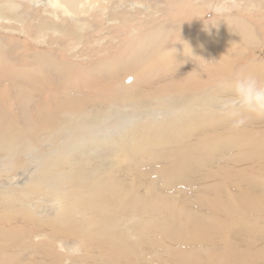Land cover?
I'll return each instance as SVG.
<instances>
[{
  "label": "rangeland",
  "instance_id": "374dc122",
  "mask_svg": "<svg viewBox=\"0 0 264 264\" xmlns=\"http://www.w3.org/2000/svg\"><path fill=\"white\" fill-rule=\"evenodd\" d=\"M48 1L49 0H38V3H37V0L36 1L35 0H24V1L23 0H17V1L16 0L15 1L14 0L13 1L12 0L11 1L10 0H1V2H0V15H1L0 16V42H1V40H3L4 42H8V44L5 43V45H7V46L9 45V47L10 46L15 47V45H17V46L20 45V50L22 49L21 51H23L22 52L23 53L22 57L24 58L23 60L31 61V58L30 57L28 58L25 55L42 54L43 56H47V55L51 56L50 54H52L54 57L57 58L58 61L60 60V62L64 63V65L72 63L73 65L77 66V68L82 73L86 69H87V71H85V73H87L90 69H95L97 67L103 66V69L106 71L104 74H103V72H100V76H98L97 78H93L91 75L86 74L84 81L89 82V83H92L94 79H101L103 81H107L106 79H109L107 77H109L111 75V73H109V71H111L113 68L112 69L109 68V70H107L108 67H106V66H108L110 64L111 65L114 64V63H110V62H112L114 59L122 57L123 55H124V60H129V56H128L129 54L128 53L130 52V50L132 48L130 46L132 39L134 37H139L140 34H143L144 30H146L147 27L150 29L151 25L155 24L157 21H159V19H161V16H162V18L164 17L165 19H167V20H165L164 18H163V20L161 19L162 22H165V21L173 22L175 20L177 21V20L183 19V20H187V21H185L186 23L191 22V23H194L196 25H201V27H203L205 24H207L209 22H211V23L214 22L213 23L214 25H218V24H220L221 21H223L222 24H224L225 21H231V20L234 21L236 19L246 20L248 22V25L250 24V26H252L249 29L252 31V34L254 33L253 34L254 38L257 37L254 39L253 42H256V41L257 42H256V45H253V43H252L251 47H250V44H248V42H247L248 37L244 38V37H242L241 34L237 35V30H235L234 27L228 26V27H222L221 29H218L216 27L215 29H217V30L210 32L208 35V38H213L214 40H219L220 38L226 39V37H227V38H231L232 42L227 43V42H223L222 40H220L218 42V44H216V45H209L208 43H206L205 46H202L200 44H202L201 41L204 39V37L202 35H200V38L195 42L197 45L198 44L200 45V48L196 46L198 52H197V55L195 58L191 52H185V51L177 54L178 56L177 55H175L173 57L170 56V58L168 57L170 60L168 58L165 60V63L167 65H166V67H164V69H162V71L160 73L169 72V69L174 70L173 68L176 67L175 68L176 70L179 68L177 70V71H180L179 75L180 76L183 75V78H184L190 74L188 69L193 64L197 65L196 72H198V73L199 72L208 73V71L206 69H210V70L214 71V69H216V67H218L220 64H226V63H231L236 72L238 69H243L244 71H246L247 67L250 65H255L258 67H264V62H263L264 61V0H261V2H260V0H223L225 6L229 9V11L223 15H216V14L210 15L209 4L212 2V0H176L175 3H172L173 1H171V0L170 1L169 0H163V1L155 0L154 2L152 0H151L152 2H147V1H143V0H140V1L139 0H129V1L128 0H126V1L125 0H116V1H118L117 2L118 4H114V3H116L115 0H111V1L110 0H78L76 2L75 6L72 8V11L76 10L77 13H74L70 10V8L65 7L66 6L65 3H63L65 0H63V1L62 0H55V3H54V0H52V2H51V0L49 2ZM180 1H181L182 5L180 4ZM119 2H120V4H119ZM156 2H158V3H156ZM164 2L165 3L170 2V3L165 4ZM2 3H5V4L15 3L16 4L14 7V13H15L14 17H10L8 19V18H6L7 16H5L4 14L1 13V11H2L1 4ZM183 3H185V4H183ZM18 4H19V6L24 4L23 5L24 7L22 6L23 8L20 9ZM25 4H26V7H25ZM150 4H152L153 6L155 5L156 7H158V9H163L162 10L163 12L162 11H160L161 13H159V11H158V13L154 12L153 8L151 7ZM61 5H63V6H61ZM112 5L113 6L115 5V7H113ZM180 5H181V8H180ZM171 7H173V8L171 9ZM58 8H60V9H58ZM74 8H75V10H74ZM142 11H144V12L142 13ZM163 13H165V14H163ZM187 13L190 15H188ZM18 14H19V16H17ZM59 14H61V15H59ZM150 15H152V17ZM50 16H52V17H50ZM189 16H190V18L188 19L187 17H189ZM149 17L152 19V21H154V20H156V21H154L153 24H150V23L148 24L147 21L149 20ZM176 17H177V19H176ZM181 17H183V18H181ZM24 18H25V21L23 20ZM62 18H64V20H62ZM120 18H122V20ZM79 19H81V20H79ZM172 19H174V20H172ZM129 20H131V22ZM183 20H181V21H183ZM62 22L64 23V25L66 24V26H64ZM2 23H3V25H2ZM55 23H56V25H55ZM5 24H7L6 27L4 26ZM54 26H56V27H54ZM8 27H10L11 29ZM15 27L17 29H15ZM72 27H74V29ZM3 28H5V30ZM64 28H66V30ZM8 29H10V30H8ZM67 30H70V31H67ZM90 31H91V33H90ZM130 32H131V34H130ZM78 33L80 35H78ZM64 34H65V36H64ZM165 35H168L169 38L167 36H164L165 41L162 45L164 48L170 49V45H169L170 42H168V40L169 41L171 40V42H173V40H174V39H172L173 36L171 35V37H172L171 38L169 36V34L166 33ZM15 38L17 40H15ZM18 38H20V39H18ZM12 39H14L15 41ZM235 39H236V41H234ZM238 40H240V42ZM226 41H227V39H226ZM233 42H234V44H233ZM167 43H169V44H167ZM237 43H238V46H240V47L236 46ZM259 43L263 44L262 49H260L261 45H258L259 47L257 46V44H259ZM233 45H235V46H233ZM220 47H222L223 50ZM228 47H230L231 49L236 48V49H238V52L244 53L243 58L245 60L243 62H241V65L239 62L240 68H238L236 66L234 60L231 57H229L223 53V51L227 50ZM248 47L250 48V50H248L249 49ZM127 48H129V49H127ZM201 48H203V49L201 50ZM15 53H14L15 55L14 54H11V55H14L16 57V58H14V60H17L20 57V55L18 54V51ZM8 57H10V56H7V55L5 56V58H8ZM177 58H178V60H176ZM243 58H241V59H243ZM179 59H181V60H179ZM106 60H107V62H106ZM171 61H172V63L174 61H176V62H174V65H173L171 63ZM257 61H259L260 63L258 64ZM19 63L22 64L21 61L17 62V61L12 60L11 62L8 63V66H7V62H6V64H4L2 72L8 73L9 70H11V69L13 70L15 67H17L19 65ZM169 63H170V65H169ZM178 64H179V66H178ZM199 64L201 66H199ZM95 65H96V67H95ZM82 66H83V68H82ZM168 66H170V68H167ZM42 68H43V70L41 69L40 64H35L34 66H32L31 67L32 72L30 70H27L29 73H31V75H28V73L26 72L22 77V80L24 79L25 81H20L18 79L17 81H19V82H17V81L14 82V79L12 77L10 78L9 81H7V80L2 81V79L0 78V80H1L0 81V87H2V85H4L6 83L4 85L5 87L3 86L2 87L3 89H0V91H2L3 94H5L6 98H7L8 96H10L13 93V90H14L13 88H16L15 90H18V92H16L15 95L14 94H12V95L13 96H18V95L22 96L23 95L24 96L23 98L27 97L26 99H23V100L25 101V107L27 109H29V111L33 110V108L38 107V104L40 103V101L44 100L42 92H45L46 89H51V90H55V92L57 93V94L54 93V94H56V95H54L55 97L60 98V100H64L66 98L65 100H68L74 106L76 105L79 108L84 107V106H86L85 104L87 101L91 105L96 106V107H94V111L95 112L97 111L96 112L97 114L105 115L106 113H109V111L104 108L103 104L98 100L97 97L96 98L94 97L93 99L87 100V97L84 95L86 93L83 90H81L80 87H77V88L74 87L73 88L72 85L67 84L65 79L63 82V78H72V77H70V76L61 77L60 76L61 74L58 73L60 70H58L56 67L55 68L51 67V69H49V67L44 66ZM181 69H182V72H181ZM50 70L52 72H50ZM186 70H188V71H186ZM11 71H9V72H11ZM172 72L173 71H170V73H172ZM154 74H155V72L151 73L150 82L156 80L157 77L154 78V76L156 75V74L155 75ZM208 74H210V73H208ZM246 74H250V73H246ZM230 75L233 76L234 78L239 77V75H237V74L236 75L230 74ZM210 76H211V78H213V74H211ZM118 77L120 78L118 81V88H120V90L131 86L135 81L134 76L131 74H129V75L128 74H120V75H118ZM29 79L35 80V81L34 82H27V84H26L25 82L28 81ZM132 79H133V82L128 85V83H130ZM57 80H59L60 83ZM128 80L130 82H128ZM1 82H2V84H1ZM86 82L84 83L85 86H83V85L82 86L89 90V86ZM209 82L210 83H208L206 86H208V85L211 86L214 84V86L216 85V86H218V88L217 87L213 88V89H216L213 91H217L218 89H220L223 86L224 78H221V79L219 78L214 83H212V81H209ZM160 83H161V81H159L156 84L151 83L150 89L154 88L157 84H160ZM7 84L13 85L12 86L13 88L10 90L12 92L11 94L8 93V90L6 88ZM35 84H36V86H35ZM60 85L63 87H61ZM66 86H69V87H66ZM75 86H77V85H75ZM119 86H121V87H119ZM32 87L34 90L32 89ZM64 95H66V96L64 97ZM31 96H33L34 99H30ZM129 98H134V96H129ZM161 100H166V96L163 97ZM6 102H7V100H6ZM217 102H218V100H212L211 101V99H209L207 97L200 100V98L198 96H196L195 100L193 98L192 103L182 110V114L178 110L174 113L175 109L171 110V107L169 104L166 106V108L155 109V108L149 107L148 109H143L141 114H139V116H135V117H130L127 112L125 113V111H121L120 113H118L119 115L117 114V116L115 117V118H120L121 116H123L122 117L123 120L121 122V125L118 128H112L111 130H106V132H107L106 133L105 129L101 128L102 125L99 124L100 126L98 125V126L93 128L94 130L93 129L91 130V131H94V133L88 132V133L84 134L83 138H85V140H93V141H96V143L91 144V146L90 145L86 146V148L84 147L85 149L81 148V150L83 149L82 154L84 153V155H86L85 153H87V155L85 157H81V159L87 163L86 164L84 162L78 163L76 165V167L82 165V167L85 168L86 166H88L87 167L88 168L87 169L88 174L90 173V170L94 169V168H95V170L99 171L102 164H104V166H106V167H109L108 169H109L110 173L113 175L112 176L113 180L107 181V183L110 182V185H109L110 190L111 189L115 190L117 188L115 191V194L119 195L118 200H120V203L122 204L121 210H124V212L126 213L124 216L123 214H120V212H118L117 213V220L112 219L110 221H106V222L102 221L100 223L101 230H102V228L104 230L101 232V240H102L101 245L103 244L102 247L104 250H106V249L109 250L110 241H109V238L107 237V235L110 237V234L113 233L112 234L114 237L113 239H115V238L117 239L118 237H121V235H123V239H121V240H123V242L125 244L127 243V244L132 246V249H129L130 251L127 252V254H136L137 253L141 257H148L147 258L148 261H151L152 259H154V257H162V261L160 262V264H165V263H167V264L168 263L169 264H176V263L177 264H184L183 262H189L188 264H201V262H203L205 260H199L198 257H206V254H223V253H226V250L228 253H230V251L232 249H233V253L234 252H238V253L243 252L244 253L245 251L255 252L256 250H259V246L261 247L263 245L264 238L260 235L259 231H257L259 222L255 221L254 219H248L245 222V225H248L249 227H251V230L249 232L239 231V229L241 228L240 226H234V227H231L230 229H228V233L232 234L230 236L231 242L228 245L229 247L228 246H220V244H217L216 242L214 244V241L206 240V243L200 242L198 245H196V247H197L196 248L195 245L192 243L194 241L193 236H189V235H188V241H186V240H184V242L182 240L176 241L174 237H169V235L174 234V232H167L166 231L169 228V226H171L169 224L170 213L168 212V210H164L165 212L162 209H160L159 211H157V210L145 211L143 209L145 201H140V198L146 199V195H148L147 199H150V198L159 199L161 197L160 198L161 201H164L166 198L170 197L171 195L172 196L175 195L174 196L175 198L181 200L180 204L182 206H184V208H190L191 211L194 213V215H196V214L201 215L204 213L211 212L210 209L208 208V206L204 207V205H207V204L211 205L214 203L225 202V198L229 202L230 197L227 195L228 191H231L233 193L234 192L244 193V192H241L242 189H244L243 191L247 190L246 191L247 193H250V194L254 193L251 195H254V196L259 197L262 200H264V193L262 192V195H261V191H264V183L258 182V181L255 182V180H253L254 182L251 181L252 184L249 183V185H248L246 183V185H244L245 183L240 180L242 178V176L248 172V170H250L249 173L253 170L251 173L252 175H254V174L258 175V174H262L264 172V165H263L264 164V162H263L264 161V157H263L264 154L259 155V156L254 155L255 158L253 156V157H248L246 159H243V152L246 153V151L248 149H252L253 152L256 151V145H252L249 142L241 143L240 140H237V144L233 145L232 147H227L228 142H226V141H220V142L218 141L214 148H210L209 146L205 145L204 148L200 150V152L197 156L198 158L201 157V159L203 160L202 164L200 163V165H198V163H193L194 165L192 164V166L190 168H187L185 170L180 168L181 169L180 172L177 171L179 173H177V172L175 173L176 165L178 164L177 162H175V158H176V154L178 152V149L180 148V146L182 144H184V143L186 144V142L188 143V140L185 139L184 136H189V134L187 132H189V129L190 130L193 129V126H191V125L187 126L186 124L189 123V121L193 123L194 118L198 117V116H202L203 118L200 117L201 120L205 121L206 120V117L204 115L205 111L209 112V113L210 112L211 113H215V112L219 113L217 111V108H218ZM15 103H16V101H12L10 104V106H12V110L8 109L9 110L8 112L14 116V118H13V116L11 115V118H13L12 120H18V119H15L16 118L15 112L17 110ZM99 104H100V106H99ZM198 105L200 108L198 107ZM194 106H195V108H194ZM214 106H215V108H214ZM13 107H16V108L14 109ZM208 108H210L211 111ZM19 110H17V111H19ZM11 111H13V112H11ZM103 111H105V112H103ZM32 115H33V112H32ZM150 115H151V117H149ZM219 116L220 117L217 118V121L220 122V126L219 127L214 126V127L206 128L205 130H203L199 136L201 138V140H206L205 135L208 132L209 133H215V132L223 133V132H226L227 129H228V131L230 130V131H233L235 133L238 132L239 128L234 127L233 126L234 123H231V121L230 122L228 121L230 119V117L225 118V116L220 115V114H219ZM259 117L264 118V116H259ZM33 118H36V116L33 115ZM222 118L224 119L225 122L223 121ZM131 120H133V122H131ZM178 122L185 124L183 129H178ZM205 122L208 124L211 123V121H208V122L205 121ZM165 124H168V126L173 124L172 129H170V128H167L166 130L163 129V130H161L163 132H160L159 130H157L158 126L165 125ZM248 126H249V128H248ZM245 127H247V128H245ZM250 128H252V129H250ZM221 129L223 130V132ZM241 129L242 130L246 129V130H248V132L252 136L254 135V137H258V138L261 137V139L264 140V138H263L264 136H262V135H264V123H258L256 121H251V122L246 121V123H244V125L241 126ZM110 131H111V133H110ZM169 131H173L171 136L167 135V132H169ZM260 131H262V132H260ZM95 133H96V135H95ZM172 137H173V139H172ZM134 139H136V142H138V143H144L143 145H141V148L145 146L147 148V151L146 152L143 151L144 153L138 152L136 155H134L135 157L133 156V160H131V159L127 160V158H125V151L130 150L132 141ZM253 139L250 138V141ZM38 140H40L39 137H38ZM115 140L117 141V143L114 142ZM108 141H109V143H108ZM149 141H151L150 145H149L150 147L146 145L147 142H149ZM110 142H112V145ZM119 142L123 145L121 146V144ZM179 142H181V143H179ZM123 146H124V148H123ZM241 146H242V148H241ZM44 147L47 148V146H44ZM148 147H149V149H148ZM236 147H238V148H236ZM87 148H89L88 149L89 152H88ZM120 148H123V149L121 150ZM146 148H143V149H146ZM116 150L119 152H117ZM104 151H106V152H104ZM209 151H210V153H209ZM232 151H233V153H232ZM153 152L155 153V155L152 154ZM103 153H104V155H103ZM223 153H225V154H223ZM141 154H143V156ZM112 155H118V157L116 156V158H115ZM25 156H28V154ZM173 157H175V158L173 159ZM234 157H235V159H234ZM121 158L122 159L124 158V159L122 160ZM92 159L95 161H93ZM125 159H126L125 163L121 162V161H124ZM236 159H238V160H236ZM248 159L250 161V164H249ZM78 160H80V158H78ZM261 160H263V161H261ZM98 161H100V162H98ZM213 161H215V163ZM100 163H102V164H100ZM254 163H256L258 166ZM260 163H262V164H260ZM97 164H98V166H100V168L98 166H96ZM196 164L198 166L196 168L199 169V171L194 168L196 166ZM203 164H204V167H203ZM235 164H237V165H235ZM252 164H254V165H252ZM92 165H93V167H92ZM212 165H214V166H212ZM251 165H252V167H250ZM137 166L139 167V169L137 168ZM205 166H206V168H205ZM140 167H142V168H140ZM208 167H209V169H208ZM244 167H247V168L244 169ZM253 167H254V169H253ZM19 168H21L20 171L12 172L11 174H9V176H7L5 178L1 177L2 173L0 172V191H3V190L10 188L12 186L18 187L20 185L19 188L20 187L25 188V187L31 186L29 183H30V180L32 179V176L34 175L35 169L26 168L24 163H22V165H20V167L16 168V170H19ZM97 168H99V169H97ZM131 168H132V170H131ZM191 168H192V171H191ZM240 168L243 170L241 171ZM258 168H259V170H258ZM169 169H171V170H169ZM194 169L198 171V174L196 173L197 171H195ZM104 170H106V169H103L102 171H104ZM144 170H145V172H144ZM200 170H201V172H200ZM213 171H216V172H213ZM181 172L183 175H181ZM225 172H226V175L228 177L225 175ZM233 172H234V174H232ZM241 172H242V174H241ZM169 173L170 174L173 173L172 176H170ZM211 173H215V174H211ZM235 173H236V175H235ZM114 175H116V176L114 177ZM188 175H190V176H188ZM210 175L212 177H210ZM229 175H230V177H229ZM191 176L194 179L190 178L191 179L190 180L189 177H191ZM213 176H215L216 178L218 177V178L216 179ZM91 177H92V180L95 179L94 176H91ZM161 177L163 178V180L161 179ZM164 177L166 179H164ZM225 177H226V179H225ZM238 177H240V178H238ZM118 178H119V180H118ZM198 179H200V180H198ZM244 179H245V177H243V180ZM177 181L180 182V185L177 184ZM183 181H185V182H183ZM24 182H26V183H24ZM114 182H117V183L115 184ZM118 182H122L124 184L119 185ZM167 182H169V183H167ZM237 184H238V186H237ZM113 185H115V186H113ZM260 186H262V187L260 188ZM241 187H243V188L241 189ZM245 187L246 188L248 187V189H246ZM2 188H4V189H2ZM125 188L127 190H125ZM223 189L226 190L227 192L226 191L224 192ZM157 195H158V197H157ZM53 196H51V195L47 196L46 194L45 195L41 194V195H38V196L32 198L29 201V202L34 204L38 200V211L42 212V214H41L43 216L42 220L44 219V217H45V219L50 218L53 220V219H55V216L57 217V216L63 214L62 212H63V210H65L64 208H66L67 202L63 203L61 206V204H60L61 201H60L59 197H56V196L53 197ZM218 197H220V199ZM50 198H51V201L46 202L47 200H50ZM134 198H135V200H134ZM34 199H36V200H34ZM135 201H137L138 203ZM17 202H19V201L16 200L15 203H17ZM101 202H102V204L99 208V212H101L100 214L103 213V215H101V218H102V217H105V215L107 214V211H104V212L102 211V210H104V208H106V204H105L106 201H101ZM132 202H134V203H132ZM75 203H77V205H79V207ZM82 203H83V201L74 202L73 200H71L70 203L67 204L68 207L71 206L70 208L74 209V211H75L74 217L76 215L75 219L78 220V222H80V225H79L80 227H82V223L84 222L83 220L85 218V214L89 215V213H90L89 211H90L91 206H93V208H94V204L93 205L88 204L87 206L89 207V205H90V207H89V210H86L85 208L81 207V206H84V205H82ZM107 203H109V202L107 201ZM135 203H136V205H135ZM193 203H195V204H193ZM197 203H199V204H197ZM181 205H180V207H181ZM201 205L203 208L201 207ZM11 206L12 205L10 204V205H5L4 207L10 208ZM19 206H20V204H15L13 206V208H11V210L18 208ZM80 207H81V211H80ZM46 209L49 212H47ZM253 209L254 208H252L251 210L253 212L255 211L254 213H257L259 211L264 212V207H259V209L257 208V210H256V207L254 210ZM76 210H77V212H76ZM41 212H39V213H41ZM49 214H52V215H49ZM82 214H84V215H82ZM24 217L29 218V217H27V215H23V216H21V218H20V216H17V218H16L17 220H14V222L9 221V223L6 224L5 226L8 228H10V227L15 228L16 227V228L21 229V231L24 230L23 236H25L26 241L27 240L28 241L33 240V242H35V243L38 242V243H41L43 245H47L48 243L51 244V242H52V243H55L56 246H58L57 247L58 249H60L61 246H64L67 243H68L67 246L68 245H70L72 247H73V245L79 246L80 247L79 250H76V252L72 251V253L67 255V258H65L66 260L64 259L63 264H84L85 261H87V260L80 261L82 259V257L85 254H87V253H85V247L83 245L82 239H79V237H76V236H73V238H72V236H63V235H60V236L58 235L55 237V235L52 232V229L50 227H48L49 225L46 227L43 225H39V223H36L35 218H34L33 223L31 224L30 222H28V219L26 221L23 220L22 218H24ZM39 217H40V215H38V219H39ZM92 222H94V220H92ZM22 223H23V225H22ZM145 223L149 227H147L145 225ZM142 225L147 227L149 230L146 232L143 228H141ZM115 226H117V227H115ZM107 227H109V228H107ZM112 227H113V229H112ZM75 228H77V230L79 229L78 227H75ZM27 230L29 233H27ZM235 231H236V234H234ZM80 233L83 234L82 230L80 231ZM107 233H110V234H107ZM233 234H234V236H233ZM21 236H20V239H23V237L21 238ZM40 236H43L46 239L40 238ZM200 237H201V239H206V238H209V234H205V233L202 234L201 233ZM170 238L172 240H170ZM191 239H193V241H191ZM41 240H43V242ZM64 241L66 242L65 244H64ZM84 241H85V239H84ZM168 241H169V244H168ZM7 242H8V240L3 241V243H5V245L9 246V248H11L12 250H9L7 252V254L4 251L0 250V264H31L32 261H33L32 262L33 264H38V263H41L42 260L45 261V256H42V254H39L37 245H32V243H30V244L24 243L25 245L22 243L23 244L22 245L21 240H19V238L14 240L13 243L16 244L15 246H12V244L10 242H8V244H7ZM91 243L92 242H89L90 245H91ZM131 246H130V248H131ZM176 246H178V247H176ZM23 248H25V249H23ZM172 248H173V250H172ZM177 248H180L179 251ZM201 248L202 249L204 248V249L202 250ZM210 248H211V250H210ZM198 249H200V250H198ZM243 249H245V250H243ZM16 250H18V251H16ZM220 250H222V251L220 252ZM80 251H81V253H80ZM194 253H196V254H194ZM127 254H125V255H127ZM181 254H184V255H181ZM168 255H169L170 259L168 258ZM32 257H33V259H32ZM175 257H179L180 260L178 261V259L177 260L173 259ZM187 257H188V259H187ZM192 257L195 258L196 261L192 260ZM126 258L123 260V264L125 262H126L125 264H132L133 263V261H134L133 256L132 257L127 256ZM77 260H78V262H77ZM26 261H29V262H26ZM38 261H41V262H38ZM163 261H165V263ZM206 263H207V261H206Z\"/></svg>",
  "mask_w": 264,
  "mask_h": 264
},
{
  "label": "bare ground",
  "instance_id": "6f19581e",
  "mask_svg": "<svg viewBox=\"0 0 264 264\" xmlns=\"http://www.w3.org/2000/svg\"><path fill=\"white\" fill-rule=\"evenodd\" d=\"M77 1L78 0H65L63 3H65V5H66L65 7L70 8V10L72 11V8L75 6ZM143 1H147V2L153 1L154 2L155 0H152V1L151 0H143ZM161 1H163V0H161ZM171 1H173L172 3L176 2V0H171ZM0 2H1V0H0ZM51 2H52V0H51ZM115 2L116 3H114V4H118L117 3L118 1L115 0ZM260 2H261V0H260ZM37 3H38V0H37ZM54 3H55V0H54ZM156 3H158V2H156ZM166 3H170V2H166ZM119 4H120V2H119ZM180 4L182 5L181 1H180ZM183 4H185V3H183ZM15 5H16L15 3H10V4L2 3L1 4V6H2L1 13L4 14L5 16H7L6 18H8V19L10 17H14L15 16V13H14ZM23 5L19 6V4H18L20 9H22L24 7ZM150 5L153 8L154 12L158 13V11H159V13H161L160 11L163 10V9H158V7H156L155 5L154 6L152 4H150ZM181 5H180V8H181ZM61 6H63V5H61ZM25 7H26V4H25ZM113 7H115V5ZM75 8H74V10H75ZM172 8L173 7H171V9ZM58 9H60V8H58ZM72 12L77 13L76 10L72 11ZM143 12L144 11H142V13ZM165 13H163V14H165ZM19 14L17 16H19ZM59 15H61V14H59ZM188 15H190V14H188ZM150 16L152 17V15H150ZM50 17H52V16H50ZM163 18L161 16L162 20H163ZM181 18H183V17H181ZM187 18L189 19L190 16ZM120 19L122 20V18H120ZM150 19L151 18L149 17V20L148 19H147L148 21L146 20L148 24L149 23L153 24L154 21H156L154 19H153L154 21H152V19L151 20ZM161 19H159V21H157L155 24L151 25L150 29L147 27L146 30H144V33L140 34L139 37H134L132 39V41L130 43V46L132 48H131L130 52L128 53L129 54L128 55L129 60H124V55H123L122 57L114 59L112 62H110V63H114V64H112V65L110 64V65L106 66V67H108V69L106 68L107 70H109V68L110 69L113 68L111 71H109V73H111V75L109 77H107V78H109V79H106L107 81H103L101 79H94L92 83L84 81L86 74L91 75L93 78H97L98 76H100V72H103V74H104L106 71L103 69L102 65H101L102 67L90 69L87 73H85V71H87V69L85 68L86 70L83 71V73H82L77 68V66L73 65L72 63L64 65V63L60 62V60L58 61L57 58L54 57L50 53L49 54L51 56H49L47 54H46L47 56H43L42 54L25 55L28 58L30 57L31 61L23 60L24 59L22 57L23 51H21L22 49L20 50V45L19 46L15 45V47H11V46L9 47V45L8 46L5 45V43L8 44V42H4L3 40H1V42H0V78L2 79V81H4V80L9 81L11 77L14 79V82L17 81L18 79L20 81H25L24 79L22 80L23 75L26 72L28 73V75H31V73H29L27 70L31 71V67L34 66L35 64H40V67L42 70H43L42 67H44V66L49 67V69H51V67H54V68L56 67L58 70H60L58 73L61 74L60 75L61 77H68V76L72 77V78H63V82L65 79L67 84L72 85L73 88L74 87H76V88L80 87L81 90H83L86 93L84 95L87 97V100L93 99L94 97L95 98L97 97L98 100L103 104L104 108L109 111V113H106V114L104 113L105 115L97 114L96 113L97 111L96 112L94 111V107H96V106L91 105L87 101L85 104L86 106L81 107L82 109L76 105H75L76 106L75 107L68 100H65L66 98L64 100H60V98L55 97L54 95H56L57 93L55 92V90H51V89H46L45 92H42L43 97H44V100H42L43 102L40 101V103L38 104V107L33 108V110L29 111V109H27L25 107V101L23 100V99H26L27 97L23 98L24 97L23 95L22 96H19V95L13 96L12 95V94L15 95L16 92H18V90H15L16 88L12 87L13 85H8V84L6 85L7 86L6 88H7L9 94L12 93L10 91L12 88L15 90V91L13 90V93L10 96H8L7 98H6V95L3 94L2 91H0V172L2 173L1 177L5 178V177L9 176V174H11L12 172L20 171L21 168H19V170H16V168L20 167V165H22V163H24L25 167L28 169L29 168L35 169L34 175L32 176V179L30 180V183H29L31 185L30 187H25V188L20 187L19 188V186H20L19 185L18 187L12 186V187L7 188L3 191H0V250L4 251L7 254V252L9 250H12V249L9 248V246L5 245V243H3V241L8 240V242H10L12 244V246H15L16 244L13 242L17 238H19V240H21V244L22 243L23 244L24 243H27V244L32 243V245H37L39 254H42V256H45V261L42 260V262L41 261H38V262H41L42 264H59V263L63 264V261L65 258H67L68 254L72 253V251L76 252V250L80 249V247L77 245H73V247L70 245L67 246L68 243L65 244L66 243L65 241H64V244L66 246L65 245L61 246L60 249H58L57 248L58 246H56V244L52 243V242H51V244L47 242L48 243L47 245H43V244L38 243V242L35 243V242H33V240L32 241H28V240L26 241L25 236H23L24 230L21 231V229L16 228V227L15 228H11V227L8 228L5 226L6 224L9 223V221L14 222V220H17L16 219L17 216H20V218H21V216L27 215V217H29V218L24 217L22 219L25 221L28 219V222H30L32 224L34 221V218H35L36 223H39V225H43L45 227L49 225L48 227H50L52 229V232L55 235V237L58 235L59 236L63 235V236H72V238H73V236H76V237H79V239H82L83 245L85 247V253H87L80 260V261L87 260V261H85L84 264H123V260L127 256L128 257L133 256L134 261L132 264H160V262L162 261V257H154V259H152L151 261H148L147 260L148 257H141L137 253L136 254H127V252L130 251L129 249H132V246L127 244V243L125 244L123 242V240H121V239H123V235H121V237H118L117 239L116 238L113 239L114 238L112 235L113 233L112 234L107 233V234H110V237L107 235V237L109 238V241H110V243H109L110 248H109V250L103 249V247H102L103 244L101 245V242H102L101 232L104 230H103V228L101 230L100 223L102 221L106 222V221H110L112 219L117 220V213L118 212H120V214H123L124 216L126 213L124 212V210H121L122 204L120 203V200H118L119 195L115 194V191L117 188L115 190H113V189L110 190V186H109L110 182L107 183V181L113 180L112 179L113 175L110 173V171L108 169L109 167H106V166H104V164L100 163V164H102L101 168H100V166H98V164H97L96 166H98L100 168V170L97 171V170H95V168L91 169L89 174L87 173V169H88L87 167L88 166H86L85 168H83L82 165L76 167V165L78 163H82V162H84L85 164L87 163L81 159V157H85L87 155V153H85L86 155H84V153L82 154L83 149H85L86 146H89V145L91 146V144L96 143V141H93V140H85V138H83L84 134L88 133V132L94 133V131H91V130L94 127L98 126L99 124L102 125L101 128L105 129V132H106V130H111L112 128H118L121 125V122L123 120L122 119L123 116H121L120 118H115V117L121 111H125V113L127 112L130 117H135V116H139V114H141L143 109H148L149 107H152L155 109L166 108V106L169 104L171 107V110L175 109L174 113L178 110L182 114V110L184 108H186L187 106H189L192 103L193 98L195 100L196 96H198L200 98V100H202L205 97L211 99V101L212 100H220L221 98L226 97L230 94L229 89L226 87V85L236 79L233 76H231L230 74H232V75L237 74V75L241 76L243 74L250 73V74H255L260 79H264V67H258L255 65H250L247 67L246 71H244L243 69H238L236 72L231 63L220 64L218 67H216V69H214V71L210 70V69H206L208 71V73H210V74L205 73V72L204 73L203 72H199V73L196 72L197 65L193 64L188 69L190 74L184 78H183V75L182 76L179 75L180 71H177L179 68L176 70L175 69L176 67L173 68L174 70L169 69V72L160 73L162 71V69H164V67H166V65H167L165 63V60L168 57L170 58V56L173 57V56L185 51V52H191L195 58L197 55V52H198L197 47L200 48V45L205 46L206 43H208L209 45H216V44H218V42L220 40H222L223 42H227V43L232 42L231 38H227V37H226L227 41L225 38H220L219 40H214L213 38H208V35L210 32L217 30V29H215L216 27L218 29H221L222 27H228V26L234 27V29L237 30V35L241 34L242 37H244V38L248 37L247 42H248V44H250V47H251L252 43H253V45H256V42H257V41L253 42L254 39L257 37L254 38V35H253L254 33L252 34V31L249 29L252 26H250V24L248 25V22L246 20L236 19L234 21H232V20L231 21H225L224 24H222L223 21H221L220 24H218L216 26H212L211 24H209V25H207V28H206L205 25L203 27H201V25H196V24L191 23V22L186 23L185 21H187V20H183V19H180L177 21L175 20L173 22H168V21L162 22ZM176 19H177V17H176ZM23 20L25 21V18ZM62 20H64V18H62ZM79 20H81V19H79ZM165 20H167V19H165ZM172 20H174V19H172ZM181 20H183V21H181ZM129 21L131 22V20H129ZM3 23H2V25H3ZM6 25L7 24H5L4 26L6 27ZM55 25H56V23H55ZM63 25H64V23H63ZM64 26H66V24ZM54 27H56V26H54ZM8 28H10V27H8ZM66 28H64V29L66 30ZM72 28L74 29V27H72ZM3 29L5 30V28H3ZM10 29H8V30H10ZM15 29H17V28L15 27ZM67 31H70V30H67ZM90 33H91V31H90ZM166 33L169 34L170 37L172 35L173 38L172 37L171 38L174 39L173 42H171V40L169 41L167 39L168 42H170V44L167 43L170 45V49H166L162 45L165 41L164 36L168 37V35H165ZM130 34H131V32H130ZM78 35H80V34L78 33ZM200 35H202L204 37V39L201 41L202 44L197 45L195 42L200 38ZM64 36H65V34H64ZM18 39H20V38H18ZM12 40H14V39H12ZM15 40H17V39L15 38ZM234 41H236V39ZM238 41L240 42V40H238ZM233 44H234V42H233ZM258 45H261L260 49H262L263 44L259 43V44H257V46ZM233 46H235V45H233ZM236 46H238V43ZM238 47H240V46H238ZM220 48L223 50L222 47H220ZM127 49H129V48H127ZM202 49L203 48H201V50ZM248 50H250V48ZM17 51H18V54L20 55L21 58L19 57L17 60H14V58H16L14 55L16 54L15 52H17ZM223 53L225 55L231 57L234 60L236 66L238 68H240L239 62L241 65V62H243L245 60L243 58L244 53L238 52V49H236V48L231 49L230 47H228V49L223 51ZM11 54H14V55H11ZM6 55L10 56V57L5 58ZM178 58L176 60H178ZM241 58H243V59H241ZM12 60L17 61V62L21 61L22 64L19 63V65L17 67H15L13 70L11 69L12 71L9 70L11 72H9V71H8V73L2 72L4 64H6V62H7V66H8V63L11 62ZM107 60H106V62H107ZM179 60H181V59H179ZM174 62H176V61H174ZM174 62L172 63V61H171V63L173 65H174ZM257 62H258V64L260 63L259 61H257ZM169 65H170V63H169ZM178 66H179V64H178ZM199 66H201V65L199 64ZM95 67H96V65H95ZM82 68H83V66H82ZM167 68H170V66H168ZM188 70H186V71H188ZM170 71H173V72L170 73ZM50 72H52V71L50 70ZM152 72H155V74H156V75L154 74L155 75L154 78L157 77L158 79L156 78V80L150 82V80H151L150 75ZM181 72H182V69H181ZM120 74H128V75L131 74V75H133L135 78L134 83L131 86L120 90V88H118V81L120 79L119 78L120 76L118 77V75H120ZM211 74H213V78H211V76H210ZM219 78L220 79L224 78V83H223V86L220 89H218L217 91H213V90H216L213 88H215V87L218 88V86H216V85L214 86V84L211 86L210 85L206 86L208 83H210L209 81H212V83H214ZM34 81L35 80L29 79L25 83L27 84V82H34ZM57 81L59 82V80H57ZM159 81H161L160 84H157L154 88L150 89L151 83L156 84ZM17 82H19V81H17ZM85 82L88 84L89 90L87 88L83 87V86H85V84H84ZM132 82H133V79L131 80L130 83H128V85L131 84ZM1 84H2V82H1ZM4 85H2V87ZM75 85H77V86H75ZM35 86H36V84H35ZM2 87H0V89H3ZM61 87H63V86H61ZM66 87H69V86H66ZM119 87H121V86H119ZM32 89H33V87H32ZM54 93H56V94H54ZM65 96L66 95H64V97ZM129 96H134V98H129ZM165 96H166V100H161ZM30 99H34V97L31 96ZM6 100H7V102H6ZM12 101H16L15 104H16L17 110L20 109L19 111L16 110V112H15V116H16L15 119H18V120H12L14 118V116L8 112L9 111L8 109L12 110V106H10ZM99 106H100V104H99ZM16 107H13V108L15 109ZM198 107H199V105H198ZM194 108H195V106H194ZM214 108H215V106H214ZM208 109L210 110V108H208ZM11 112H13V111H11ZM32 112H33V115L36 116V118H33ZM103 112H105V111H103ZM11 115L13 116V118H11ZM204 115L206 117L205 121H207V122L211 121L210 124L206 123L205 121H202L201 120V118H203L202 116L195 117L193 123L189 121V123L186 124L187 126H189V125L193 126V129H191V130L189 129V132H187L189 134V136H184V138L188 140V143L186 142V144L185 143L182 144L180 146V148L178 149V152L176 154V158L173 157V159L175 158V162L178 163L176 165L175 173L177 171L180 172V170H181L180 168H182L183 170L190 168L193 163H198V165H200V163L202 164L203 160L201 159V157L200 158L197 157L200 150L203 149L205 145L209 146L210 148H214L218 141L219 142L220 141L228 142L227 147H232L233 145L237 144V140H240L241 143L249 142L252 145H256V151L255 152H253L252 149H248L246 151V153L243 152V159H246L248 157H253L254 155L259 156V155L264 154V140H262L261 137L258 138V137H254V135L252 136L248 132V130H246V129L242 130L241 127H239V130L237 133L230 131V130L228 131V129L226 132H223V130L221 129L223 133H217V132L209 133L208 132L205 135L206 140H201V138L199 136L203 130H205L206 128L214 127V126L215 127L220 126V122L217 121V118L220 117L219 113H217V112H215V113L210 112L209 113V112L205 111ZM149 117H151V115ZM225 118H227V117L225 116ZM237 118L238 117H230V119L228 121L229 122L231 121V123H234L235 119H237ZM239 118H243L245 120V123H246V121L247 122L256 121L258 123H264L263 117L260 118L259 116H257L256 114H253V113H242L241 117H239ZM224 119H223V121H224ZM131 122H133V120H131ZM172 126H173V124H171L170 126H168V124L160 125L157 127V130H159L160 132H163L161 130H163V129L166 130L167 128L172 129ZM184 126H185L184 123L178 122V129H183ZM245 128H247V127H245ZM248 128H249V126H248ZM250 129H252V128H250ZM260 132H262V131H260ZM110 133H111V131H110ZM172 133H173V131H169V132H167V135L171 136ZM95 135H96V133H95ZM262 136H264V135H262ZM38 137L40 138V140H38ZM250 138L253 140L250 141ZM172 139H173V137H172ZM114 142L117 143L116 140ZM150 142L151 141L147 142L146 145L149 146ZM108 143H109V141H108ZM110 143L112 145V142H110ZM179 143H181V142H179ZM143 144L144 143L136 142V139H134L132 141L130 150L125 151V158H127V160H130V159L133 160V156L136 155L138 152H140V153H142L143 151L146 152L147 148L145 146L141 148V145H143ZM122 145L123 144H121V146ZM44 146H47V148H45ZM149 147H148V149H149ZM81 148H83V149L81 150ZM123 148H124V146H123ZM123 148H120V149L122 150ZM143 148H146V149H143ZM236 148H238V147H236ZM241 148H242V146H241ZM88 149L89 148H87V150ZM106 151H104V152H106ZM88 152H89V150H88ZM117 152H119V151H117ZM209 153H210V151H209ZM232 153H233V151H232ZM27 154H28V156H25ZM152 154L155 155L154 152ZM223 154H225V153H223ZM103 155H104V153H103ZM118 155H112V156L116 158V156L118 157ZM141 155L143 156V154H141ZM255 156H254V158H255ZM78 158H80V160H78ZM234 159H235V157H234ZM236 160H238V159H236ZM93 161H95V160H93ZM248 161H249V159H248ZM261 161H263V160H261ZM98 162H100V161H98ZM121 162L125 163L126 159L124 161H121ZM213 162L215 163V161H213ZM249 164H250V161H249ZM254 164H256V163H254ZM254 164H252V165H254ZM260 164H262V163H260ZM93 165H92V167H93ZM235 165H237V164H235ZM252 165L250 167H252ZM212 166H214V165H212ZM196 167H198L197 164L194 168L197 169ZM203 167H204V164H203ZM99 168H97V169H99ZM132 168H131V170H132ZM137 168L139 169L138 166H137ZM140 168H142V167H140ZM205 168H206V166H205ZM245 168H247V167H244V169ZM103 169H106V170L102 171ZM208 169H209V167H208ZM253 169H254V167H253ZM169 170H171V169H169ZM197 170L199 171V169H197ZM197 170H195V171H197ZM242 170L243 169H241V171ZM258 170H259V168H258ZM191 171H192V168H191ZM198 171L196 172L197 174H198ZM249 171L250 170H248V172L246 174H244L242 176V178L240 179L241 181H243L245 183L244 185H246V183L248 185H249V183L252 184L251 181H253V180H255V182L258 181V182L264 183V174H263L264 172L262 174H258V175L254 174L255 175L254 176L251 174L253 170L250 173H249ZM144 172H145V170H144ZM179 172H177V173H179ZM200 172H201V170H200ZM213 172H216V171H213ZM172 174H170V176H172ZM211 174H215V173H211ZM232 174H234V172ZM241 174H242V172H241ZM181 175H183L182 172H181ZM225 175H226V172H225ZM235 175H236V173H235ZM91 176H94L95 179L92 180ZM115 176L116 175H114V177ZM188 176H190V175H188ZM210 177H212V176L210 175ZM213 177H215V176H213ZM229 177H230V175H229ZM243 177H245L244 180H243ZM190 178L194 179L192 176L189 177V179ZM238 178H240V177H238ZM161 179L163 180L162 177H161ZM164 179H166V178L164 177ZM225 179H226V177H225ZM118 180H119V178H118ZM198 180H200V179H198ZM178 182L179 181H177V184L180 185V182L179 183ZM183 182H185V181H183ZM24 183H26V182H24ZM114 183L116 184L117 182H114ZM118 183H119V185L124 184L122 182H118ZM167 183H169V182H167ZM113 186H115V185H113ZM237 186H238V184H237ZM261 187L262 186H260V188ZM242 188L243 187H241V189ZM2 189H4V188H2ZM246 189H248V187ZM125 190H127V189L125 188ZM243 190L244 189H242L241 192H244V193H239V192L233 193L231 191H228V194L227 193L226 194L230 197L229 202L225 198V202L214 203L211 205H209V204L204 205V207L208 206V208L210 209L211 212L204 213L201 215H198V214L194 215V213L191 211L190 208H184V206H182L180 204L181 200L175 198L174 197L175 195L174 196L171 195L170 197L166 198L164 201H161V199H160L161 197L159 198L160 200L159 199H153V198L147 199L148 195H146V199L140 198V201H145L144 206H143V209L145 211H149V210L159 211L160 209H162L163 211L168 210V212L170 213L169 224L171 226H169V228L166 231L167 232H174V234H170L169 237H174L176 241H179V240H182L183 242H184V240L188 241V235H189V236H193L194 241H193V239H191V241H193L192 243L195 245V247L200 242L206 243V240L214 241V244L216 242L217 244H220V246H228L231 242L230 236L232 235L231 233H228V229H230L231 227H234V226H240L241 228L239 229V231L249 232L251 230V227H249L248 225H245V222L248 219H254L255 221L259 222L257 231H259L260 235L264 238V212L259 211L257 213H254L255 211L253 212L251 210L252 208L255 209V207H256V210H257V208L259 209V207H264V200H262L259 197L254 196V195H251L254 193L250 194V193L246 192L247 190L246 191H243ZM225 191L226 190H224V192ZM262 192L264 193V191H261V195H262ZM41 194H44V195L46 194L47 196L48 195H51V196L54 195L56 197H59V199L61 201V203H60L61 206L63 203L67 202L66 208H64L65 210H63V212H62L63 214H61L57 217L55 216V219H53V220L50 218L45 219V217L42 220V217H43L41 215L42 212L38 211V200L34 204L29 202L32 198H34L38 195H41ZM157 197H158V195H157ZM220 197H218V198L220 199ZM16 200L19 202L15 203ZM34 200H36V199H34ZM71 200H73L74 202L83 201L84 204L82 203V205H84L85 207L84 206H81V207L85 208L86 210H89L90 205L94 204V208H93V206H91V208H90L89 215L85 214V218L83 220L84 222L82 223V227L79 226L80 222H78V220L75 219L76 215L74 217V213H75L74 209L70 208L71 206L68 207V205H67L68 203H70ZM134 200H135V198H134ZM50 201H51V198H50V200H47L46 202H50ZM101 201H106V203H105L106 208H104V210H102L103 212L107 211V214L105 215L106 218L105 217L101 218V215H103V213L100 214L101 212H99V208L102 204ZM107 201L110 204L107 203ZM135 202H137V201H135ZM132 203H134V202H132ZM199 203H197V204H199ZM10 204L12 205L10 208L4 207L5 205H10ZM15 204H20V206L16 209L11 210V208H13V206ZM75 204L77 205V203H75ZM88 204H90L89 207L87 206ZM193 204H195V203H193ZM135 205H136V203H135ZM180 205H181V207H180ZM202 205H201V207H202ZM77 206L79 207V205H77ZM81 207H80V211H81ZM46 211L49 212L47 209H46ZM39 212H41V213H39ZM76 212H77V210H76ZM38 215H40L39 219H38ZM49 215H52V214H49ZM82 215H84V214H82ZM92 220H94V222H92ZM22 225H23V223H22ZM145 225L147 227H149L146 223H145ZM75 227H78L80 230L78 229L79 230L78 231L77 228H75ZM115 227H117V226H115ZM147 227L142 225L141 228H143L147 232L149 230ZM107 228H109V227H107ZM112 229H113V227H112ZM81 230H82L83 234L80 233ZM27 233H29L28 230H27ZM201 233L202 234L203 233L209 234V238L201 239V237H200ZM234 234H236V231L234 232ZM234 234H233V236H234ZM20 236H21V238L23 237V239H20ZM40 238H45V237L40 236ZM84 239H85V241H84ZM43 240H41V241L43 242ZM170 240H172V239L170 238ZM8 242H7V244H8ZM89 242H92L91 245L89 244ZM168 244H169V241H168ZM130 246H131V248H130ZM176 247H178V246H176ZM23 249H25V248H23ZM177 249L179 251L180 248H177ZM172 250H173V248H172ZM198 250H200V249H198ZM210 250H211V248H210ZM243 250H245V249H243ZM16 251H18V250H16ZM221 251L222 250H220V252ZM80 253H81V251H80ZM226 253H223V254H206V257H198V259L199 260H205V261L201 262V264H264V242H263V245L261 247L259 246V250H256L255 252L245 251L244 253L243 252H240V253L234 252L233 253V249H232L230 251V253H228L226 250ZM125 254H127V255H125ZM194 254H196V253H194ZM181 255H184V254H181ZM168 258L170 259L169 255H168ZM32 259H33V257H32ZM173 259H176V260L178 259V261L180 260L179 257H175ZM187 259H188V257H187ZM192 260L196 261L195 258H193V257H192ZM206 261H207V263H206ZM26 262H29V261H26ZM32 262H31V264H33ZM77 262H78V260H77ZM163 262L165 263V261H163ZM41 263H38V264H41ZM183 263L188 264L189 262H183ZM165 264H167V263H165Z\"/></svg>",
  "mask_w": 264,
  "mask_h": 264
},
{
  "label": "clouds",
  "instance_id": "9594fccd",
  "mask_svg": "<svg viewBox=\"0 0 264 264\" xmlns=\"http://www.w3.org/2000/svg\"><path fill=\"white\" fill-rule=\"evenodd\" d=\"M229 9L223 0H212L209 4V13L223 15ZM213 23L209 22L205 24ZM230 94L218 100L220 115L226 117H238L234 121V127L239 128L244 125L245 120L241 117L242 113H253L257 116H264V79H260L254 74H243L226 85Z\"/></svg>",
  "mask_w": 264,
  "mask_h": 264
},
{
  "label": "water",
  "instance_id": "95a60500",
  "mask_svg": "<svg viewBox=\"0 0 264 264\" xmlns=\"http://www.w3.org/2000/svg\"><path fill=\"white\" fill-rule=\"evenodd\" d=\"M128 82H130V81L128 80Z\"/></svg>",
  "mask_w": 264,
  "mask_h": 264
}]
</instances>
